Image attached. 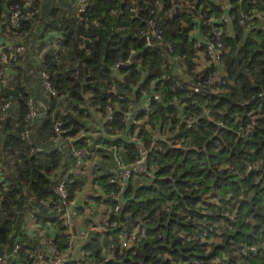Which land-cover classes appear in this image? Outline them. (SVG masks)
Segmentation results:
<instances>
[{
    "label": "trees",
    "instance_id": "trees-1",
    "mask_svg": "<svg viewBox=\"0 0 264 264\" xmlns=\"http://www.w3.org/2000/svg\"><path fill=\"white\" fill-rule=\"evenodd\" d=\"M36 1L0 0V41L23 34L24 45L15 74L0 87V106L10 108L0 113V257L17 246L5 264H31L27 254L38 244L23 232L24 219L37 210L42 221L39 202L54 197L59 161L62 169L75 161L50 145L57 123L65 142L81 133L85 139L72 145L97 147L83 159L102 192L95 202H108L103 197L114 190L113 156L124 165L136 156L127 136L148 149L146 173L127 179L120 212L110 217L117 226L92 233L80 248L84 259L72 264H264V0H90L79 16L72 0L39 8ZM13 5L28 15L16 27L8 22ZM151 17L162 32L146 47L139 31ZM214 28L220 61L196 72ZM54 34L57 51L49 46ZM126 59L130 66L114 69ZM213 72L218 86L207 80ZM40 73L53 97H43ZM195 84L198 93L189 89ZM30 96L48 111L24 143ZM127 112L136 126L122 121ZM84 185L82 177L70 184V198ZM133 230L137 241L120 249L119 238ZM251 246L254 253L240 254Z\"/></svg>",
    "mask_w": 264,
    "mask_h": 264
},
{
    "label": "built area",
    "instance_id": "built-area-1",
    "mask_svg": "<svg viewBox=\"0 0 264 264\" xmlns=\"http://www.w3.org/2000/svg\"><path fill=\"white\" fill-rule=\"evenodd\" d=\"M31 0H23V5H29ZM45 0H37L36 6L39 8ZM73 8L76 15H82L86 6L89 5L90 0H72ZM154 4H157V0H153ZM35 8L38 10V8ZM230 6L228 3H222L219 5V10L223 13L228 10ZM130 13L133 11L129 8ZM153 14V10H150L148 16ZM28 15L22 17L21 9L18 5H13L10 8V17L8 22L11 27H16L19 19L27 18ZM221 21L227 22V17L223 14ZM219 18V20H220ZM212 20L207 19L206 25H212ZM240 23V22H239ZM162 32V25L159 21L155 23L154 18H147L144 20V27L139 31V37L143 39L145 46L151 45V41H158ZM221 31L214 28L212 36L204 42L206 47V56L195 63V71L201 72L204 68L214 64L216 65L220 61V55L222 52V43L220 41ZM23 38V34L16 35L13 42L3 43L0 41V87L7 85L11 80V77L15 74V69L19 64V57L24 54V45L19 42ZM49 42V46L52 50L57 51L58 34H54ZM202 42L196 43V48L201 46ZM169 48V47H168ZM132 64L130 59L117 62L114 69L117 70L121 67H128ZM170 68V64L168 69ZM40 81L42 87L43 97H53L55 92L51 88L47 81L45 73H40ZM210 84L216 86L220 85V77L216 72H213L207 78ZM189 89L192 93L199 92L198 84L191 85ZM154 100H157V95H153ZM25 114L21 119V132L19 133V139L24 143H29L30 137L36 128V124L47 113V107L41 100H36L32 96L28 97L24 102ZM8 102H4L0 106V113L6 114L9 111ZM143 109H148V103L144 102ZM122 121L126 125L136 126V118L130 112L122 115ZM61 123H57L53 126L54 136L49 139L51 147H56L61 153L64 149H67V155L75 159L71 167L67 169L60 168L64 164V158L62 157L58 164L57 177L55 179V185L52 188L53 198H44L39 202L40 210L42 214H39L42 221L35 217L37 210H34L32 214L28 213L24 219L22 230L27 237L33 241H37L38 246L33 252L28 253L27 259L31 264H72L82 261L84 259L83 253L80 251L81 246L89 238L92 233L102 232L107 228H114L117 223L114 220L110 221V217H114L119 214L121 205L123 203L122 193L127 179L135 178L139 175L146 173V155L148 149H145L135 134L128 135V142L136 145V156L134 160L129 164H122L116 156H113V162L115 164L116 176L108 180V184L114 186V190L106 193L103 199H107L108 202H95L93 198L101 195V189L93 173L87 170L88 159L90 153L97 148L96 146L90 147L89 143L86 147L76 148L72 143L77 142L84 138V135L79 133L74 138L68 139L67 142L61 139L64 134V130L60 128ZM34 128L32 130V127ZM85 139V138H84ZM35 153L42 152L40 148H35ZM32 153V151H31ZM93 160V158L91 159ZM56 170V171H57ZM82 177L85 180V185L82 186L83 192L86 191L87 195L76 193L70 198L68 186L72 184L76 179ZM81 191V190H80ZM41 212V211H40ZM59 237H63L64 240H60ZM136 239V231H131L130 234H125L124 237H120L118 240L120 249H128ZM61 242L65 243L62 246ZM113 245L108 246V250ZM17 250V246L13 248L9 255H2L0 257V264H5L10 257L13 260V253ZM255 247L242 248L240 254L246 256L255 252ZM104 251V250H103ZM105 252V251H104ZM109 257L106 256L104 262ZM11 260V261H12ZM223 262V261H222ZM94 264V262H89ZM99 264V263H97ZM188 264H204L202 261L194 260ZM213 264H220L219 261L214 260Z\"/></svg>",
    "mask_w": 264,
    "mask_h": 264
}]
</instances>
